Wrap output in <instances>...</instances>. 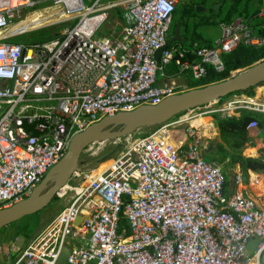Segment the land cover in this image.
Returning <instances> with one entry per match:
<instances>
[{"label": "built area", "instance_id": "built-area-1", "mask_svg": "<svg viewBox=\"0 0 264 264\" xmlns=\"http://www.w3.org/2000/svg\"><path fill=\"white\" fill-rule=\"evenodd\" d=\"M44 1L0 0V32ZM180 1L88 0L86 6L84 0H51L73 23L62 38L25 45L0 36V210L26 199L66 154L73 136L91 124L181 93L172 79L158 82V73L165 79L169 66L197 81L207 67L223 70L222 55L264 44L251 20L237 18L218 25L213 47L191 51L195 60L167 47L157 62L154 54L166 45ZM117 9L123 11L121 31L97 37L109 11ZM255 19L264 20V0ZM247 101L246 109L264 114V96ZM24 121L42 122L34 126L37 137L24 132ZM257 125L251 120L246 130ZM166 135L160 130L126 139L116 158L76 189L46 229L12 262L0 256V264H56L64 248L65 264H263L264 193L246 192L254 182L251 173L245 177L235 165L229 184L222 168L204 159L202 136L190 130L172 146ZM260 149L264 162V143ZM121 218L126 228L119 227ZM254 237L260 243L248 256Z\"/></svg>", "mask_w": 264, "mask_h": 264}, {"label": "rangeland", "instance_id": "rangeland-1", "mask_svg": "<svg viewBox=\"0 0 264 264\" xmlns=\"http://www.w3.org/2000/svg\"><path fill=\"white\" fill-rule=\"evenodd\" d=\"M84 1L86 6L90 5L88 0ZM106 1L108 0H102V3H105ZM183 1L184 0H181L180 3ZM51 7H54V9L49 15H53V18H50L47 21L43 22L41 26L36 25V20L34 18L35 16L32 15L33 13L38 12L41 9H35L31 12H22L19 16L14 17L9 26L24 21L27 17L32 15L31 18L28 19V28L26 30H21L22 32L18 31L15 34H12L10 37H8L9 41H17L18 43L23 42L26 45L44 44L51 42L52 40L47 41L51 38H54L53 40H57L58 37H63L64 32L67 29L71 28L73 26V23H71V20H65L67 16H64V13L61 11L59 5L51 4L49 8ZM219 8L220 4H218L215 10H218ZM43 15L47 17V12L43 13ZM109 16V20L105 24H103L97 31V37L107 36L111 32L119 33L121 31V27L123 25L122 17L116 16L114 10L109 11ZM49 21L50 23H47ZM184 21L187 24L191 25L194 19L185 18ZM212 27L213 26H208V28H200L198 30L200 38L202 36L207 39V30H215L211 29ZM2 33V35H10L8 34V30L2 31ZM218 34L219 35L217 37L220 36V33ZM171 35L172 33L169 32L168 38H171ZM206 39H203L201 43H206ZM189 43L190 40L188 39L182 45L173 47V43L169 47L171 49H176L180 51L183 49H188ZM165 72H167V70ZM235 73L236 72H233L231 76ZM176 78L181 80L180 82L175 81L176 84L179 86V88H177L176 90L182 92L188 90L184 81H196L187 72L176 75ZM157 79L158 82L162 80L159 73L157 75ZM263 90L264 85L254 87L253 96L258 95ZM241 96L242 95L230 96L220 101L217 105L191 110L189 112L181 114L180 116H176L163 124H155L151 126L140 127L136 129L131 135L120 140L106 141L103 143H95L90 145L81 153L76 172L74 175H72V177L66 184L64 191L60 193V195L55 196L50 202V204L40 212L27 216L22 220L10 225L7 231H2L4 228L0 230V256L5 260H8L10 258L12 262L19 252L24 250L44 229H46L51 224V222L57 217L60 212H62L71 204L72 200L75 197V193L77 192L76 189L79 188V186H81L82 184H84L88 180V178L93 174L102 172L109 165V163L116 158V156L127 145L126 139H128V141H131L140 136L152 134L154 132L163 130L166 131L167 135L165 137H168V139L170 140L169 143L173 146L177 143L182 142V140L189 135L190 130H192L202 136L204 144L206 145V153L204 155V159L206 161L211 159L212 161L217 163L222 168L226 176L227 182L231 184L235 166L230 163L229 157L226 156V154L227 152H229V150H232V140H229V143L225 144L224 152H219L217 145L222 142V139L215 125V119L238 118L240 117L241 113L247 112L264 115L260 113H254L250 109H246V104L243 102ZM244 96L245 95H243V97ZM229 104H232L230 109H224L222 112H215V110L223 108L222 106L229 108ZM237 112H240L239 116H235ZM186 116L187 119L181 120L183 117ZM255 132L256 133L253 134H249L248 132V137L243 143V146L241 147L240 151L245 158H249V152L254 150V148L256 149V144L259 143V140H261L258 135L259 132ZM255 139H257V142H254ZM261 141V143L263 144L264 139ZM73 243L75 242L72 240L71 244ZM259 243L260 240L254 237L247 244L246 254L248 256H252L255 248ZM261 262L264 264V253L261 257Z\"/></svg>", "mask_w": 264, "mask_h": 264}, {"label": "water", "instance_id": "water-1", "mask_svg": "<svg viewBox=\"0 0 264 264\" xmlns=\"http://www.w3.org/2000/svg\"><path fill=\"white\" fill-rule=\"evenodd\" d=\"M217 6L216 4L213 5L212 9L215 10ZM180 8L181 18H185L194 12L206 11L203 7H192L188 3L182 4ZM175 42H185L180 36L179 23L175 26L173 38L155 52V60L158 62L161 53ZM262 85H264V60L243 70H237L234 75L224 81L201 88L189 89L169 96L155 106H140L130 112H118L91 124L73 136L66 154L46 173L26 199L10 208L0 210V230L46 208L76 172L81 153L90 145L120 140L131 135L140 127L166 123L183 113ZM36 123L31 125H28L26 121L23 123L24 132L30 137L38 136L34 130ZM55 173H57V177L52 180ZM67 255L68 249L64 248L56 264H65Z\"/></svg>", "mask_w": 264, "mask_h": 264}, {"label": "trees", "instance_id": "trees-1", "mask_svg": "<svg viewBox=\"0 0 264 264\" xmlns=\"http://www.w3.org/2000/svg\"><path fill=\"white\" fill-rule=\"evenodd\" d=\"M253 1L258 2V0H184L178 4L174 10L172 21L170 24L169 32L172 33L171 38L174 36V29L177 23L180 24V28L183 29L185 33L186 40H190L189 48L183 49L187 52V57H191L190 52L196 48H211L213 45H199L198 30L200 28L208 26H218L220 23H230L237 18H242L244 20H251V24L254 27L257 35L264 38V20H256L255 16L257 9L253 8L251 4ZM260 2V0H259ZM188 3L192 7L200 6L205 8V12H194L185 18H193L194 21L191 25L187 24L184 19L180 17L181 4ZM51 0H46L42 2L37 9H44L51 6ZM215 4H220L218 10H213L212 7ZM118 16L122 17L123 14L121 10H116ZM62 38L61 36L58 37ZM169 38V40L171 39ZM54 38H51L47 41H54ZM11 42V41H10ZM13 44H21L17 41L11 42ZM24 44V43H23ZM181 42H175L173 47L182 45ZM26 45V44H25ZM29 45V44H27ZM170 48V47H169ZM264 60V44L257 47L250 46H239L233 52L221 56V62L223 65V70L221 72L214 71L211 67H207V74L200 80L197 81H188L187 89L201 88L210 84L218 83L224 81L231 77L233 72L237 70H243L251 65ZM177 72L176 68H173L171 73ZM257 87V86H256ZM253 88L245 92L237 93L236 95H245L247 97L253 96ZM256 120L258 121V131L263 135L264 134V115L253 114V113H241L238 118H225V119H215V125L218 129L219 135L222 139V142L219 143L218 150L219 152L225 151V144L229 143V140H232V150L227 152L226 156L229 157L230 163L235 166L238 165L241 173L247 177L249 172H257L264 174V162L261 159H250L245 158L241 153V147L248 137V131L246 130V125L249 121ZM212 161L211 159H209ZM120 228H126L127 223L124 218H121L119 223Z\"/></svg>", "mask_w": 264, "mask_h": 264}, {"label": "crops", "instance_id": "crops-1", "mask_svg": "<svg viewBox=\"0 0 264 264\" xmlns=\"http://www.w3.org/2000/svg\"><path fill=\"white\" fill-rule=\"evenodd\" d=\"M251 4L253 5V8L257 9L259 7L260 2H259V0H258V2L253 1ZM118 10L120 11V9H118ZM121 12L123 14L122 10H121ZM115 14H116V16H118L117 13H116V10H115ZM211 29H215V30H213V31L207 30V32H206L207 33V39L205 37H202V36H201V38H198V42L197 43L199 45L200 44H202V45H214V43L218 39L217 36L219 35L218 34L219 33V28H218V26H213ZM180 36L186 42L185 33H184L182 28H180ZM203 39H206V41H205L206 43H201V41H203ZM173 68H174L173 66H172V68L169 66V68L166 69L167 72H165V79L161 78L162 80L159 83H166L167 80H169V79H172L173 81H176V82H180L181 81V80L176 78V75H178V72L177 73L176 72L175 73H171ZM182 82H183V80H182ZM184 83L187 84V80H186V82L184 81ZM255 131H258V129L257 130H252V131H248V132H249V134L250 133L253 134V133H256ZM258 135L261 138V140L264 139V134L262 135L259 132ZM261 140H259V143L256 144L257 148L256 149L254 148V150L249 152L248 156H249L250 159H258L260 153L262 152L261 149H260L261 146H262V143H261L262 141ZM254 142H257V139H255ZM259 159H261V158H259ZM250 173H251L252 178H254V182H251L249 185H247L245 187V190H246L247 193H249V194H251L253 196H260V195H262L264 193V174L263 173H257V172L256 173L255 172H250ZM8 228H9V226L4 228L2 231H7ZM4 233H6V232H4Z\"/></svg>", "mask_w": 264, "mask_h": 264}, {"label": "bare ground", "instance_id": "bare-ground-1", "mask_svg": "<svg viewBox=\"0 0 264 264\" xmlns=\"http://www.w3.org/2000/svg\"><path fill=\"white\" fill-rule=\"evenodd\" d=\"M180 4V3H179ZM184 4V3H183ZM182 5V4H181ZM259 8V7H258ZM54 9V7H51V8H46V9H41L40 11H38V12H35V13H33L32 15L33 16H35L34 18H35V20H36V25L37 26H41V24L43 23V22H45V21H47L48 19H50V18H53V15H49L51 12H52V10ZM37 10H39V9H37ZM47 12V17H45L44 15H43V13H46ZM31 15V16H32ZM31 16H29V17H27L24 21H21V22H19V23H17V24H15V25H12V26H8L5 30H8L9 31V33L8 34H10L9 35V37L12 35V34H15L16 32H18V31H21V30H26L27 28H28V19H30L31 18ZM64 16H66L65 14H64ZM47 23H50V21L49 22H47ZM22 32V31H21ZM6 33V32H5ZM3 33L2 32H0V36H6V35H2ZM168 34H169V32H168ZM168 38V37H167ZM169 40V39H168ZM166 44H167V41H166ZM262 96H264V90L261 92V93H259L258 95H256V97L255 98H253V99H251V101H247V99H246V97H243L242 96V98H243V100H246L247 102H253V103H255V102H258L259 101V99L262 97ZM227 105V104H226ZM185 119H187V116L186 117H183L181 120H185ZM46 175V174H45ZM56 177H57V173H55L53 176H52V180H55L56 179ZM44 178V177H43ZM64 189H65V187L60 191V193H62L63 191H64Z\"/></svg>", "mask_w": 264, "mask_h": 264}]
</instances>
